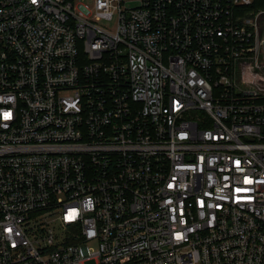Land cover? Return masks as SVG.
<instances>
[{"label": "built area", "instance_id": "built-area-1", "mask_svg": "<svg viewBox=\"0 0 264 264\" xmlns=\"http://www.w3.org/2000/svg\"><path fill=\"white\" fill-rule=\"evenodd\" d=\"M127 1L0 0V264H264V9Z\"/></svg>", "mask_w": 264, "mask_h": 264}, {"label": "rangeland", "instance_id": "rangeland-1", "mask_svg": "<svg viewBox=\"0 0 264 264\" xmlns=\"http://www.w3.org/2000/svg\"><path fill=\"white\" fill-rule=\"evenodd\" d=\"M81 2L83 4H87L90 8H93L94 0H81ZM137 4H138V2L136 0H128L126 2V6H128V7H133V6H136ZM258 8L264 9V0H257L256 4L252 8H249V9H252L254 11V14L253 15H247V17L254 19L255 13L258 11ZM115 18H116V15L114 16L113 20L104 21V23H106L109 27H113V25L115 23ZM257 25L259 28L260 35L262 37H264V12L259 14V16L257 17Z\"/></svg>", "mask_w": 264, "mask_h": 264}, {"label": "snow or ice", "instance_id": "snow-or-ice-1", "mask_svg": "<svg viewBox=\"0 0 264 264\" xmlns=\"http://www.w3.org/2000/svg\"><path fill=\"white\" fill-rule=\"evenodd\" d=\"M10 113H5L4 114V116H5V119H7V118H10ZM239 162H237V164H238ZM246 183H251V180H247L246 179ZM240 191H242L241 189H237V192H240Z\"/></svg>", "mask_w": 264, "mask_h": 264}]
</instances>
